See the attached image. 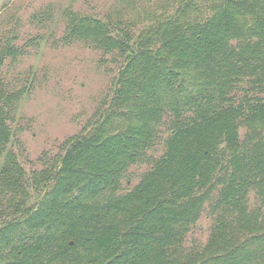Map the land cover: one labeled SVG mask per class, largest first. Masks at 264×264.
I'll use <instances>...</instances> for the list:
<instances>
[{
	"label": "trees",
	"instance_id": "obj_1",
	"mask_svg": "<svg viewBox=\"0 0 264 264\" xmlns=\"http://www.w3.org/2000/svg\"><path fill=\"white\" fill-rule=\"evenodd\" d=\"M14 41L0 39V264H264V0H183L135 37L69 13L63 44L114 53L117 72L91 122L30 169L11 149ZM206 207L210 232L187 245Z\"/></svg>",
	"mask_w": 264,
	"mask_h": 264
},
{
	"label": "rangeland",
	"instance_id": "obj_2",
	"mask_svg": "<svg viewBox=\"0 0 264 264\" xmlns=\"http://www.w3.org/2000/svg\"><path fill=\"white\" fill-rule=\"evenodd\" d=\"M183 0H0V39L14 38L23 54L7 60L4 81L26 93L16 102V135L11 149L25 169L38 167L37 158L53 155L66 138L91 122L97 108L110 94L118 64L114 53L105 54L88 41L63 44L69 13L119 22L134 37L172 16ZM204 3L190 16L209 14ZM242 128L240 133L242 134ZM156 146L151 155L157 156ZM148 168L132 166L122 188L132 187ZM212 225L208 208L190 228L187 245L205 242Z\"/></svg>",
	"mask_w": 264,
	"mask_h": 264
}]
</instances>
